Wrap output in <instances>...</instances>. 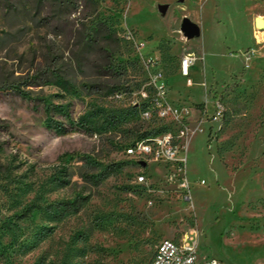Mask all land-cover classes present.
<instances>
[{"label": "rangeland", "instance_id": "obj_1", "mask_svg": "<svg viewBox=\"0 0 264 264\" xmlns=\"http://www.w3.org/2000/svg\"><path fill=\"white\" fill-rule=\"evenodd\" d=\"M11 1L0 0V264H149L161 241L191 234L202 260L264 264V0H97V17L117 32L121 91L160 71L167 100L195 112L192 203L165 184L160 165L144 171L124 154L161 125L129 116L131 101L117 92H88L105 79L99 50L80 69L76 47L39 25L33 0ZM94 11L85 7L88 29ZM184 18L199 37H185ZM50 45L67 51V84L27 88L50 72ZM142 172L151 190L135 184Z\"/></svg>", "mask_w": 264, "mask_h": 264}, {"label": "built area", "instance_id": "obj_2", "mask_svg": "<svg viewBox=\"0 0 264 264\" xmlns=\"http://www.w3.org/2000/svg\"><path fill=\"white\" fill-rule=\"evenodd\" d=\"M192 65L191 59H185L184 65ZM147 70L153 66L152 61H145ZM190 69V68H189ZM184 72L185 69H184ZM188 76V73H186ZM149 88L153 89L151 95ZM118 99H130V107L139 110L143 122L159 123L162 132L138 139L126 146L124 154L141 169L146 171L149 164H158L165 172V184L174 187L183 196L185 202L192 203L191 183L188 176V155L196 129L192 125L194 110L190 107H179L166 98V82L162 72L156 71L149 82L136 92H118ZM215 113L222 116L224 109L216 102ZM142 163L145 166H142ZM135 184L149 190V177L144 173L136 176ZM204 185L205 181H201ZM153 191V190H152ZM149 264H223L217 259L202 260L198 253L197 235L191 234L180 241L165 239L155 250Z\"/></svg>", "mask_w": 264, "mask_h": 264}, {"label": "trees", "instance_id": "obj_3", "mask_svg": "<svg viewBox=\"0 0 264 264\" xmlns=\"http://www.w3.org/2000/svg\"><path fill=\"white\" fill-rule=\"evenodd\" d=\"M8 4H12L11 0H6ZM30 0H19V3L27 5ZM34 11L36 16H42L39 21L40 26H45L52 29L56 38H62L72 43V47H76V55L72 59L76 62L77 66L81 69L85 65L86 55L93 50H99V58L104 61L105 73L101 74L104 81H99L90 87H85L90 94H107L122 92L121 81H114L115 77L112 74L115 69V46L118 43L116 40L117 32L111 21H103L97 17V0H33ZM91 4L95 8L96 16L93 18L92 26L87 28V20L89 15L85 14V7ZM78 15V16H77ZM92 16V15H91ZM55 50L53 45L48 46V54H46V63L50 72L44 73L43 81H35L36 77L32 76L30 81L26 83V87L51 85L55 82L67 84V78L63 75L61 64L64 61V54L67 52L63 46ZM68 50V49H67ZM97 61V60H96ZM101 68V67H99ZM43 76V75H42ZM42 86V85H41ZM22 96H27L28 92L18 90ZM130 115L139 114L136 107L128 109ZM121 118L118 116L111 117L110 121L113 125L121 123ZM163 128L159 129L154 134L144 133L139 139H144L149 136H154L161 133ZM136 164V163H135ZM115 170V167L109 166L105 173L101 175V180L108 178ZM75 205V210H78Z\"/></svg>", "mask_w": 264, "mask_h": 264}, {"label": "water", "instance_id": "obj_4", "mask_svg": "<svg viewBox=\"0 0 264 264\" xmlns=\"http://www.w3.org/2000/svg\"><path fill=\"white\" fill-rule=\"evenodd\" d=\"M257 26L263 28L264 22L261 19H258ZM181 31L184 33L185 37H187L189 40L195 39L199 37L201 34L200 27L188 18H184ZM142 166L144 167L145 164L142 163Z\"/></svg>", "mask_w": 264, "mask_h": 264}, {"label": "bare ground", "instance_id": "obj_5", "mask_svg": "<svg viewBox=\"0 0 264 264\" xmlns=\"http://www.w3.org/2000/svg\"><path fill=\"white\" fill-rule=\"evenodd\" d=\"M189 68H190V67L188 66V64H185V65H184V69H185V71H186V72H185V75H186V73H188V75H189Z\"/></svg>", "mask_w": 264, "mask_h": 264}]
</instances>
